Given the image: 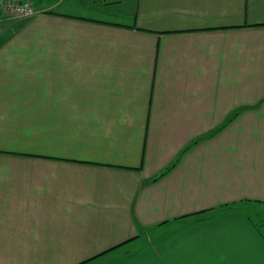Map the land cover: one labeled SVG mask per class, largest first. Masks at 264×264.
Masks as SVG:
<instances>
[{
  "label": "crops",
  "instance_id": "1",
  "mask_svg": "<svg viewBox=\"0 0 264 264\" xmlns=\"http://www.w3.org/2000/svg\"><path fill=\"white\" fill-rule=\"evenodd\" d=\"M35 4L0 16V264H264V0Z\"/></svg>",
  "mask_w": 264,
  "mask_h": 264
},
{
  "label": "built area",
  "instance_id": "2",
  "mask_svg": "<svg viewBox=\"0 0 264 264\" xmlns=\"http://www.w3.org/2000/svg\"><path fill=\"white\" fill-rule=\"evenodd\" d=\"M38 13V9L30 1L0 0V16L7 19L28 18ZM2 18L0 17V23Z\"/></svg>",
  "mask_w": 264,
  "mask_h": 264
},
{
  "label": "rangeland",
  "instance_id": "3",
  "mask_svg": "<svg viewBox=\"0 0 264 264\" xmlns=\"http://www.w3.org/2000/svg\"><path fill=\"white\" fill-rule=\"evenodd\" d=\"M27 1H29V0H27ZM260 209H261V210H260ZM257 214L262 215V218L259 217V216H257ZM252 215H253L252 217L255 216V217H257L259 220L264 219V207H257V209L254 210V212H253Z\"/></svg>",
  "mask_w": 264,
  "mask_h": 264
},
{
  "label": "trees",
  "instance_id": "4",
  "mask_svg": "<svg viewBox=\"0 0 264 264\" xmlns=\"http://www.w3.org/2000/svg\"><path fill=\"white\" fill-rule=\"evenodd\" d=\"M34 6L36 5V0H29ZM264 225V219L259 220L258 219V227H261Z\"/></svg>",
  "mask_w": 264,
  "mask_h": 264
}]
</instances>
